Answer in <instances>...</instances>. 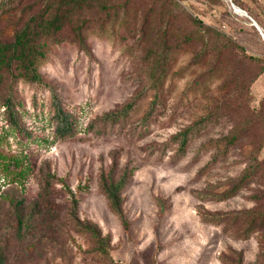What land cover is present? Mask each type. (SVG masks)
<instances>
[{
  "label": "rangeland",
  "instance_id": "rangeland-1",
  "mask_svg": "<svg viewBox=\"0 0 264 264\" xmlns=\"http://www.w3.org/2000/svg\"><path fill=\"white\" fill-rule=\"evenodd\" d=\"M0 23L10 38L22 9ZM165 78L155 110L146 64L159 28L150 0H134L116 17L86 29L89 56L66 38L50 43L38 63L47 83L15 86L20 131L0 102V253L5 264H262L264 227L216 222L215 214L264 211V168L233 196L223 197L257 156L264 159V0H180ZM232 2L247 14L235 11ZM117 3V2H116ZM32 13V12H31ZM202 19L225 34L226 48L195 58L201 42L184 39L185 22ZM71 32V26L66 28ZM161 54V55H160ZM5 91V89H4ZM74 117L73 133L56 131L53 92ZM140 94L126 116L107 120ZM247 133L229 145L233 130ZM186 134L187 139L182 141ZM131 173L124 218L101 187L103 175ZM76 220L95 224L108 243L102 253Z\"/></svg>",
  "mask_w": 264,
  "mask_h": 264
},
{
  "label": "trees",
  "instance_id": "trees-1",
  "mask_svg": "<svg viewBox=\"0 0 264 264\" xmlns=\"http://www.w3.org/2000/svg\"><path fill=\"white\" fill-rule=\"evenodd\" d=\"M24 0H0V23L8 21L14 17L16 11L21 7ZM134 0H34L30 5H26L22 10L30 13L26 19H19L15 22L13 31L7 35L9 40L0 43V102L9 115L10 123L16 129L22 131L23 127L18 119L19 111L17 109V98L15 96V86L19 82H25L33 85L47 84L39 73L40 58L46 55L50 48V43L59 42L66 38L74 41L86 54L92 56L86 38V29L94 24L103 26L104 23L116 17L120 7L126 9ZM236 2V0H233ZM117 2V3H116ZM32 12V13H31ZM155 13L160 15L159 28L154 35L152 49L147 58H152L146 64L145 78L149 85L145 87L142 94L148 88L154 89V99L150 110L146 116H149L155 110L159 98V92L165 78L166 53L160 47L163 45L167 50L168 44L172 41V26L179 20L184 13L183 4L180 0H150V8L144 18V26L148 24L149 18ZM106 20V21H105ZM105 21V22H104ZM190 25V29H185L184 39L189 42H201V49L195 55L197 59H203L211 49H217L219 52L226 48L222 42L224 33L213 29L202 19L191 17L185 22ZM71 26V32H66V28ZM227 46L238 48L246 58L252 62H260L263 58L247 54L244 48L236 43L233 38L228 39ZM161 51V57H155L157 51ZM264 62V61H263ZM147 88V89H146ZM5 89V91H4ZM53 92L54 119L56 121V131L61 136H67L73 133L74 117L71 112L64 108L56 92ZM138 94L123 109L109 113L107 120L120 119L133 108ZM248 124H241L233 130L229 139L230 144H236L248 131ZM187 135L182 136L185 142ZM254 160L252 169L245 171L232 185L229 191L223 197L233 196L241 189L243 184L254 176L257 171L264 168V159L259 160L257 156L251 157ZM130 171L126 169L121 176L115 178L112 173L103 175L101 187L104 190L113 210L121 218H124L122 193L126 187ZM212 219L216 222L230 221L231 224H244L245 226L238 231L241 236H249L264 227V211L255 209L254 211L227 212L215 214ZM79 229L91 234L97 243V247L102 253H108L107 240L102 237L95 224L83 223L76 220ZM260 242L264 245V234L260 236ZM5 256L0 253V264H5ZM264 260V259H263ZM242 257L235 259L232 264H242ZM264 264V262L262 263Z\"/></svg>",
  "mask_w": 264,
  "mask_h": 264
},
{
  "label": "water",
  "instance_id": "water-1",
  "mask_svg": "<svg viewBox=\"0 0 264 264\" xmlns=\"http://www.w3.org/2000/svg\"><path fill=\"white\" fill-rule=\"evenodd\" d=\"M232 5H233V7H234V9H235V11H236V5L232 2ZM240 9H242V8H240ZM243 10V9H242ZM245 14H247V12L245 11L244 12ZM252 21H253V25H255L256 27H257V29L260 31V33L262 34V37L264 38V33H263V31H262V29H261V27L259 26V24L255 21V20H253L252 19Z\"/></svg>",
  "mask_w": 264,
  "mask_h": 264
},
{
  "label": "bare ground",
  "instance_id": "bare-ground-1",
  "mask_svg": "<svg viewBox=\"0 0 264 264\" xmlns=\"http://www.w3.org/2000/svg\"><path fill=\"white\" fill-rule=\"evenodd\" d=\"M236 11H238V12H242V14H245L244 12V10H242V9H240V7H238V6H236Z\"/></svg>",
  "mask_w": 264,
  "mask_h": 264
}]
</instances>
